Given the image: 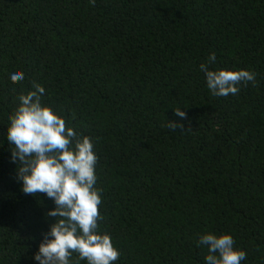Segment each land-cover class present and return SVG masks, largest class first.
<instances>
[{
	"label": "trees",
	"instance_id": "1",
	"mask_svg": "<svg viewBox=\"0 0 264 264\" xmlns=\"http://www.w3.org/2000/svg\"><path fill=\"white\" fill-rule=\"evenodd\" d=\"M211 52V68L255 81L213 96L199 69ZM33 82L92 139L115 264H204L205 231L264 264V0H0V264H38L54 222L50 198L21 190L6 139Z\"/></svg>",
	"mask_w": 264,
	"mask_h": 264
},
{
	"label": "clouds",
	"instance_id": "2",
	"mask_svg": "<svg viewBox=\"0 0 264 264\" xmlns=\"http://www.w3.org/2000/svg\"><path fill=\"white\" fill-rule=\"evenodd\" d=\"M94 4L95 0H89ZM214 52L199 65L206 87L213 96L236 95L242 82L255 81V72L247 69L211 68ZM12 81H22L19 69L9 72ZM45 88L33 82L32 89L17 96V104L8 115L6 139L13 147L10 160L16 165V179L25 194L43 193L54 207L46 216L54 218L38 244L32 259L38 264H73V253L87 264H115L120 256L111 236L99 230L103 216L101 189L95 166L98 156L92 139L66 126L61 115L43 102ZM175 115L185 113L175 109ZM179 121H168L176 129ZM198 246L206 248L204 264H241L244 250L235 247L229 233L205 231L198 236Z\"/></svg>",
	"mask_w": 264,
	"mask_h": 264
}]
</instances>
